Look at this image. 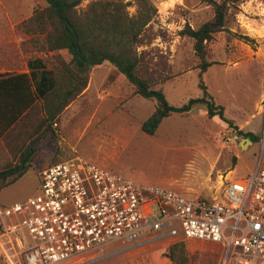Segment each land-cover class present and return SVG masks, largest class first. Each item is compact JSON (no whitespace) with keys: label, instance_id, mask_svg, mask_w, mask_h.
I'll return each mask as SVG.
<instances>
[{"label":"rangeland","instance_id":"374dc122","mask_svg":"<svg viewBox=\"0 0 264 264\" xmlns=\"http://www.w3.org/2000/svg\"><path fill=\"white\" fill-rule=\"evenodd\" d=\"M98 0H84L80 9ZM136 16L145 2L157 9L138 51L141 76L168 102L180 107L203 95V82L226 117L239 131L259 141L248 144L229 125L207 116L203 105L188 115L166 118L154 136L142 123L155 111L156 101L135 94V88L113 65L104 63L89 73L88 88L65 109L52 130L37 127L40 105L18 125L0 136V166L17 162L21 151L38 135L32 167L18 181L0 190V209L23 203L40 192V173L52 164L81 157L135 184L170 190L190 200L215 194L219 176L240 181L252 175L264 153V0L231 4L224 31L207 44L214 65L200 73L194 41L182 36L213 18L209 0H120ZM220 2L221 0H216ZM46 0H0V70L27 69L29 60L43 59L52 67L53 53L30 44L21 28ZM67 62L71 56L62 51ZM238 137V140L236 139ZM229 138L232 140L230 141ZM0 217V264H26L24 241ZM170 245L132 246L114 242L82 257L79 264H172ZM190 264H219L223 247L212 242H186Z\"/></svg>","mask_w":264,"mask_h":264},{"label":"built area","instance_id":"2783aa9c","mask_svg":"<svg viewBox=\"0 0 264 264\" xmlns=\"http://www.w3.org/2000/svg\"><path fill=\"white\" fill-rule=\"evenodd\" d=\"M219 177L212 199L190 200L75 157L42 170L40 192L0 217L22 236L26 264H79L119 241L191 240L220 244L219 264H264V153L252 175Z\"/></svg>","mask_w":264,"mask_h":264},{"label":"trees","instance_id":"16d2710c","mask_svg":"<svg viewBox=\"0 0 264 264\" xmlns=\"http://www.w3.org/2000/svg\"><path fill=\"white\" fill-rule=\"evenodd\" d=\"M84 0H46L48 6L36 10L20 28L31 37L30 44L41 52L53 53L52 67L43 59L29 60V72L0 74V136L13 130L32 109L39 104V125L47 133L52 130L60 115L89 85V73L96 67L109 63L134 86L135 94L156 101L154 113L142 123V131L150 136L157 133L162 122L174 115H188L198 105L206 108L210 119L229 125L239 136L254 143L260 138L239 131L217 104L207 86L201 82L203 95L192 98L180 107L171 105L164 92L157 90L140 74L142 64L138 47L147 25L157 15V9L144 3L136 16H130L120 0H98L86 9H80ZM245 0H209L213 18L197 28L187 26L181 35L194 41V51L200 59V73L214 65L208 61L207 44L224 31L231 4ZM67 51L69 62L61 56ZM44 136V135H43ZM41 134L28 144L17 162L0 166V190L21 179L32 167L35 145ZM166 257L172 264H190L186 241L173 244Z\"/></svg>","mask_w":264,"mask_h":264},{"label":"crops","instance_id":"0c3cea01","mask_svg":"<svg viewBox=\"0 0 264 264\" xmlns=\"http://www.w3.org/2000/svg\"><path fill=\"white\" fill-rule=\"evenodd\" d=\"M25 72H29L28 65H27V69H25L23 71L14 72V73H8V74L16 75V74H21V73H25ZM0 74H7V73H6V71L4 69H1L0 70Z\"/></svg>","mask_w":264,"mask_h":264},{"label":"water","instance_id":"95a60500","mask_svg":"<svg viewBox=\"0 0 264 264\" xmlns=\"http://www.w3.org/2000/svg\"><path fill=\"white\" fill-rule=\"evenodd\" d=\"M236 139L238 140V137H236ZM244 144L248 143V144H252V141L250 139H245L243 140Z\"/></svg>","mask_w":264,"mask_h":264}]
</instances>
